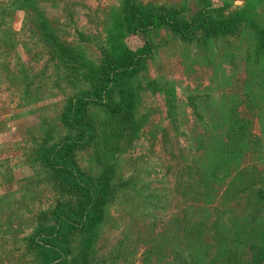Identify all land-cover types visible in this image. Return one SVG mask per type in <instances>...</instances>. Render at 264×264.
<instances>
[{
	"label": "rangeland",
	"instance_id": "rangeland-1",
	"mask_svg": "<svg viewBox=\"0 0 264 264\" xmlns=\"http://www.w3.org/2000/svg\"><path fill=\"white\" fill-rule=\"evenodd\" d=\"M0 5V264L249 261L264 244V60L252 29L264 27V0ZM159 10L184 26L202 13L234 26L216 37L199 29L183 37L158 19L144 31L151 55L107 94L125 110L122 135L105 108L83 107L94 134L70 156L81 177L102 184L104 199L93 208L97 221L72 225L81 194L39 150L76 136L65 125L67 109L94 92L84 76L105 54L143 49L126 14ZM59 47L64 59L74 55L67 64ZM78 62L86 66L74 70ZM230 123L245 131L233 146L224 138ZM60 214L69 219L61 218L58 234Z\"/></svg>",
	"mask_w": 264,
	"mask_h": 264
},
{
	"label": "trees",
	"instance_id": "trees-1",
	"mask_svg": "<svg viewBox=\"0 0 264 264\" xmlns=\"http://www.w3.org/2000/svg\"><path fill=\"white\" fill-rule=\"evenodd\" d=\"M12 4L14 5L15 1H13ZM130 17H132L131 14H126L128 30L142 39L144 44L143 49L137 53L123 50L117 55L105 54L101 59L99 67L96 69L97 73L91 71L88 75L84 76L86 80H89L93 84L94 92L84 93L76 97L74 102H71L69 109H67L68 112L65 117V125L73 128L76 131V136L58 143L44 144L39 150L40 157L53 173L63 180L65 179L69 186L73 185V190L77 191L78 194L80 193V196L82 197L79 216L73 218V222L68 220L69 218H64L62 214H60L59 217L57 216L56 219L58 218L59 221L55 224V233H60L59 223L61 222V218L64 222L68 220L70 224L75 225L76 223L83 228L97 221V213L93 208L96 204L99 205V203H97L98 200L104 199L102 196L103 192L101 194L100 190L103 186L102 184L99 185L98 182H93L90 177H88V179L81 177L79 173H77V167L75 166L73 156L70 155L71 151L75 148L81 147V145L94 134L92 130L93 124L91 120L86 118L85 111L83 110L85 105H99L100 107L105 108L110 117L108 121L112 120L113 122L117 121L118 123V126L116 127V136H121L123 129H126L127 121L125 122V118H121L125 113L123 106L110 103L107 99V94L111 85H113L119 77L137 71L141 67L145 56L151 55L152 49L143 35L144 31L154 27L158 19L174 26L181 32L183 37L189 36L191 32L197 29L204 31L208 36L216 37L219 34L232 31L234 26V22L231 21L213 23L212 20L207 18L205 13L200 14L185 26L183 23L175 21L171 15L161 10L147 14L146 18H142L139 14H137L136 18ZM252 27L257 43V57L264 60V27H260L256 24ZM67 52V49L59 47L56 50V55L62 62L66 63L72 59L71 55H73V53L69 54V58L64 59ZM81 66L86 65L82 62H78V66L74 68V70L81 68ZM243 135H245V131L241 127L234 125V123L227 124L224 138L226 139V142L229 143V146L240 143L243 140ZM105 139H108V137L106 136ZM261 195L264 199V193L261 192ZM48 250L56 253L58 258L60 257L57 251V246L53 242H51V246ZM221 264L234 263L232 258H226L224 263ZM238 264H264V244L257 246L254 249L253 255L249 261L244 263L240 261Z\"/></svg>",
	"mask_w": 264,
	"mask_h": 264
}]
</instances>
